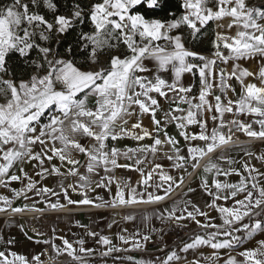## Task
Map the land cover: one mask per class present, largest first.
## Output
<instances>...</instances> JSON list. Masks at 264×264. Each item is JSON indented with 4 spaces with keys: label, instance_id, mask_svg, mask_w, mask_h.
Instances as JSON below:
<instances>
[{
    "label": "snow or ice",
    "instance_id": "6c2138e0",
    "mask_svg": "<svg viewBox=\"0 0 264 264\" xmlns=\"http://www.w3.org/2000/svg\"><path fill=\"white\" fill-rule=\"evenodd\" d=\"M41 4L54 14L51 21L39 11L30 10V5L31 9H37ZM180 7L181 15L169 13L174 18L158 19L150 17L149 13L161 8V0H98L87 13L76 3L69 15L56 14L57 4L53 0L27 3L11 0L0 6V96L4 98V102H0V186L8 188L11 182L21 181L23 177L26 181L23 187L10 189L16 198L27 199V194L33 191L43 197L59 195L53 188L43 185L38 188L39 181L24 170L22 165L35 161L33 167L38 169L35 176L58 177V187L68 205L99 208L158 204L185 183L181 173H187L188 167L200 168V161L231 144L236 132L264 141V6H250L248 0H181ZM85 15L93 30L81 31L78 39L88 61L98 64L105 51L124 47L119 55L110 56L107 67L99 70H85L73 59L60 56L56 48L37 42L38 38L48 45L54 34L59 36L75 30L78 24L84 23ZM210 23L215 25L211 56L188 49L179 30L187 28L195 39ZM33 51L38 53V60L29 59ZM72 51L71 47L65 50L68 55ZM16 54L34 68L30 78L18 81L5 78L12 75L8 62ZM240 61H256L258 71L242 67ZM229 62L230 72L218 67ZM186 75L193 78L192 82L184 83ZM197 78L199 87L194 93ZM248 78L259 83H246ZM230 80L239 85V94ZM217 91L220 94H216ZM228 92L238 98L233 100ZM90 97L95 98L94 106H89ZM160 98L175 106L164 111L162 119H157ZM226 114L252 119L250 122L225 119ZM146 115L151 120V130L144 126ZM133 116L137 117L136 122L128 127ZM169 124L175 125L185 142L184 148L180 147L176 136L169 134ZM193 127L199 130L190 131ZM123 139H132L137 146L124 149L114 146L115 141ZM145 140L152 143H140ZM157 154L171 161V169L178 174L172 175L163 164L155 163ZM79 155L86 158L85 164L81 165ZM245 155L255 154L246 152ZM255 158L264 164V154ZM54 159L58 164L50 163ZM121 159L132 162L120 163ZM46 161L49 162L47 167ZM237 162L225 151L205 164L201 187L210 198L205 202L206 210L181 197L174 200L170 208L153 213L162 221L179 224L191 220L199 228L208 230L204 235H195L180 252L188 253L202 246L234 250L258 233H264V172L248 161L242 163L241 172L231 167ZM14 167L19 168L21 175L10 174ZM116 169L134 171L139 179L133 183L130 177L118 178ZM209 174L213 177L211 182ZM232 175L239 176V181L228 182L227 177ZM221 176L225 177L223 181L219 179ZM68 177L75 178V182L65 185ZM113 185L116 188L113 199L90 198L89 193L97 188L111 192ZM69 189L81 198L71 199ZM0 202L5 205L0 207V212L25 211V208L12 207L8 196H0ZM49 206L52 209L65 207L59 202ZM209 210L218 215L211 216ZM246 218L248 222L242 223ZM125 219L135 217L128 215ZM217 219L220 223L215 222ZM144 220L150 221L151 216L145 215ZM87 235L96 237L98 234L88 231ZM118 239L131 247L121 248L108 236L99 237V242L106 246L103 256L143 249L151 236L137 232L132 236L118 234ZM77 243L79 249L64 239L62 252L59 246L53 245V248L58 254L66 253L77 264H89L86 257L92 256L95 250L85 248L83 239ZM44 254L33 255L29 260L5 249L0 251V264H45L41 259ZM238 254L243 257L242 262L229 255L224 264H264V239L257 240L256 247ZM116 259H127L133 264H155L154 260H134L131 256ZM219 259L217 252L189 259L176 250L168 252L163 259L156 257L160 264H179L181 260L185 264H217Z\"/></svg>",
    "mask_w": 264,
    "mask_h": 264
},
{
    "label": "crops",
    "instance_id": "0c3cea01",
    "mask_svg": "<svg viewBox=\"0 0 264 264\" xmlns=\"http://www.w3.org/2000/svg\"><path fill=\"white\" fill-rule=\"evenodd\" d=\"M250 6H263L264 0H248ZM214 25V24H213ZM215 30V25H214ZM180 31V30H179ZM184 37L185 46L192 50L191 47L187 44L185 40V35L182 31H180ZM235 29H233V34ZM45 46V45H43ZM48 46V45H46ZM196 51V50H192ZM198 52V51H196ZM213 51L208 54H203L205 56H211ZM200 53V52H199ZM115 55H119L115 54ZM242 67L248 68L250 71H258L259 64L256 61H240ZM108 63L106 64L107 67ZM94 64H92L91 68L88 70H99V68H94ZM100 67H105L104 64ZM218 67H225L227 71L232 70L231 62L228 65H218ZM166 78H170L168 74H165ZM192 77L186 75L184 78V83L188 84L192 82ZM259 83L258 80H253L252 78H248L246 81ZM231 83L237 91V94L240 92V87L236 83L235 80H230ZM197 87L193 89L195 93L199 87L198 78L196 80ZM216 94H220L218 91ZM228 96L233 100L238 98V95H233L232 92H228ZM2 96H0L1 98ZM3 98V97H2ZM0 102H4L0 100ZM95 98H89V106H94ZM161 108L157 111V119H162V114L164 111L169 110L175 105L170 101H165L163 98H160ZM182 107H186V105H181ZM236 118L240 120H244L246 122H250L252 117L239 115L233 117L231 114H226L225 119ZM137 117L133 116L129 120L128 127L131 126L132 123L136 122ZM143 123L145 127H148L150 130L152 129V123L150 118L146 115L143 117ZM211 127V124H210ZM254 128H258V125H253ZM199 129L193 127L190 131H198ZM168 132L170 135L176 136L177 139L180 140V147H185V142L178 135V130L176 129L174 124L168 125ZM242 133V132H236ZM162 136V133H161ZM85 141H82L84 143ZM111 143V142H110ZM141 144H151V140H145L140 142ZM200 143V142H194ZM114 146L117 148L124 149L126 147H136L137 142L132 139H123L117 140L114 142ZM227 152V154L232 157L234 160L238 161L231 165L233 168L239 169L243 172L242 163L244 161H248L251 165H254L261 172H264V164L258 161L255 156L264 154V141L258 140L254 142H246L243 144H229L225 148L218 149L217 152L213 153L210 157H205L200 161V168L193 170L191 167H188L187 173H191L189 176L187 173H181L185 177V183L178 189H175L172 192V195L168 197L165 201H162L158 204H138L132 206H116V207H95L92 205H68L67 199L63 195L62 190L58 187L57 181L59 180L56 176H48L47 179H41L38 176H35V172L38 171L37 168H34L33 165L36 163L33 161L29 164L22 165L24 170L32 176L33 179L39 181L37 187L39 188L41 185L47 186L49 188H53L59 195H51L49 194L47 197L37 196L35 192H29L28 198L25 199L23 196L16 198L10 189H20L24 186L26 181H13L9 185L8 188L0 186V196H8L12 199V207H20L25 208V211L20 213H12L8 212H0V251L7 249L9 252H16L20 255H24L31 260V257L36 254L45 253L41 259L46 261L48 259L53 260H63L62 264H77L71 257H69L66 253L58 254L56 250L53 248V245L59 246L61 252L63 250V240L67 239L69 242L73 244L74 247L79 249L80 245L77 243L80 239L85 241L83 245L85 248L94 249V253L90 257H86L89 260V264H133L132 261L127 259H116V257H128L131 256L134 260H154L155 264H160V261L156 260V257H160L161 259L165 258L167 253L176 250L179 255L187 256L189 259L195 257L210 256L213 252H217L220 256V259L217 261V264H224V261L228 259V256L236 257L238 262L243 261V257H241L238 253L244 251L248 248L256 247V241L260 239H264V233H258L251 240L244 243L242 246L237 247L234 250L229 249H220L213 250L210 247L202 246L197 250H189L188 253L180 252V248L183 247L185 243H190L191 239L199 234L204 235L206 229L199 228L195 222L191 220H183L179 223L188 224L195 228H199L200 231L195 233L192 237H189L184 243L178 245H171V239L169 238L168 233L166 232V228L169 225L170 221H162L156 215H153L156 211H163L166 208H170L174 200H179L181 197L185 200H190L194 205H198L201 209H205V202L210 200L208 196H206L201 187V177L205 175L203 172V168L209 159L215 160L217 156H219L222 152ZM246 152H252L255 155L249 157L245 155ZM80 160L81 165L85 164L86 158L83 155H79L77 157ZM151 159V156L149 157ZM132 161H126L124 159L120 160V163H131ZM155 163H161L165 166V170L170 171L172 175H177V171L175 169H171L170 165L171 161L166 159H162L159 154H157ZM46 161L45 167L48 166ZM51 164H58L57 160H52ZM223 167H228V165L220 162ZM143 167V165H142ZM62 171L64 169L62 168ZM81 172L84 171L83 168L80 169ZM14 172L17 175H21L18 167H14L10 174ZM103 175V173H101ZM115 175L120 177H130L132 182L135 183L136 180L139 179L138 173L134 171H128L125 169H116ZM245 175H247L245 173ZM212 175H208L209 182L212 180ZM222 181L225 177H219ZM240 179L239 176L232 175L227 177L228 182L236 183ZM75 178L68 177L67 180L64 181L65 185L68 183H74ZM192 188L195 191L189 192L188 189ZM116 191L115 185L112 186V191L109 192L107 189L97 188L95 192H90V198L95 199L97 196H103L105 200H111L114 198V193ZM151 191V189H150ZM162 194V191H161ZM69 196L71 199L79 200L81 197L76 193L72 192L69 189ZM59 202L64 204V208L52 209L49 205L50 203ZM100 203V201H96ZM229 204L232 202L229 201ZM3 202H0V207H4ZM206 210V209H205ZM34 214L30 216V214ZM211 216H217L218 214L215 211L209 210ZM128 215H132L135 217L134 220H126L125 217ZM150 215L151 220L145 221L144 216ZM198 219L203 220V217H198ZM264 219V218H262ZM216 223H220V220L217 219ZM248 219L246 218L242 223H247ZM80 225H84L85 227H81ZM111 225V227H109ZM239 227V225H236ZM150 229H154V231H150ZM126 230V231H125ZM88 231L96 232L98 235L96 237H91L87 235ZM139 232L140 235L148 234L151 236L149 242L146 243L145 248L143 249H135L128 252H113L108 256H103L102 253L106 251V246L102 245L99 242L100 236H108L114 245L119 246L121 248H130L131 245H124L118 239V234H123L125 236H132L134 233ZM237 235H245V233H237ZM31 237V239H29ZM139 238V237H137ZM12 240V244H8L7 241ZM45 241H49V243H45ZM165 245L167 247H165ZM163 249V251H161ZM79 254V253H78ZM179 264H185L184 260H181Z\"/></svg>",
    "mask_w": 264,
    "mask_h": 264
},
{
    "label": "trees",
    "instance_id": "16d2710c",
    "mask_svg": "<svg viewBox=\"0 0 264 264\" xmlns=\"http://www.w3.org/2000/svg\"><path fill=\"white\" fill-rule=\"evenodd\" d=\"M10 2L11 0H0V5H7ZM53 2L57 4L56 14L69 15L73 4H80L81 8H83L85 13H87L91 5L95 2H98V0H53ZM180 4L181 0H161V8L157 9L153 13H149V16L158 19H172L174 17L170 16L169 13H175L176 16L181 15L183 9L180 7ZM30 10L39 11L41 14L45 15L46 19L50 21L54 16V14L44 8L42 4L37 9H31L30 5ZM92 30L91 23L88 20L87 15H85L84 23L82 25L78 24L75 30H70L68 33L59 36L54 34L48 46L56 48L60 56L73 59L74 62L77 63V66L88 70L91 68L92 63L86 59L85 54L81 51V42L79 41L78 37L81 31L90 32ZM180 31L184 33L185 40L192 50H196L201 54H208L209 52L213 51L212 41L214 39L215 30L212 23H210L206 29H203L201 34H197L195 39L192 38L190 31L187 28H181ZM37 42L45 45L44 42L39 41L38 38ZM121 46L123 47V45ZM69 47H71L73 50L71 55H68L65 52V50ZM123 51H120L119 54ZM29 59L38 60V53L33 51ZM8 67L12 75L6 78L16 81L20 79H28L34 72V68L30 67L25 58L19 57L18 54L12 56L8 62ZM0 100H3V98L1 97Z\"/></svg>",
    "mask_w": 264,
    "mask_h": 264
},
{
    "label": "built area",
    "instance_id": "2783aa9c",
    "mask_svg": "<svg viewBox=\"0 0 264 264\" xmlns=\"http://www.w3.org/2000/svg\"><path fill=\"white\" fill-rule=\"evenodd\" d=\"M258 140L249 139L246 135L243 133H236L233 137V141L231 144H243L246 142H254ZM34 215L33 213L30 214V216ZM200 231L199 228H195L188 224H182V223H175L170 221L169 225L166 228V232L169 235V238L171 239V245H178L181 243H184L189 237H192L195 233ZM48 259L45 261V264H62L63 260H54L53 262H50Z\"/></svg>",
    "mask_w": 264,
    "mask_h": 264
},
{
    "label": "rangeland",
    "instance_id": "374dc122",
    "mask_svg": "<svg viewBox=\"0 0 264 264\" xmlns=\"http://www.w3.org/2000/svg\"><path fill=\"white\" fill-rule=\"evenodd\" d=\"M23 2H26L27 3V2H29V0H23ZM0 6H5V5H0ZM120 51H123V47L122 46H120V48L117 49V50H115V51H105V53H103V54L100 55V57H99V63L98 64H94L93 69L94 68H100V65L102 66L103 64L106 67V64L108 63V61L110 59V56L113 55V54H118Z\"/></svg>",
    "mask_w": 264,
    "mask_h": 264
},
{
    "label": "bare ground",
    "instance_id": "6f19581e",
    "mask_svg": "<svg viewBox=\"0 0 264 264\" xmlns=\"http://www.w3.org/2000/svg\"><path fill=\"white\" fill-rule=\"evenodd\" d=\"M50 262H53L54 260L53 259H51V260H49Z\"/></svg>",
    "mask_w": 264,
    "mask_h": 264
}]
</instances>
